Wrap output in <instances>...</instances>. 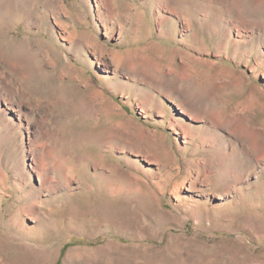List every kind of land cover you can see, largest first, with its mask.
I'll return each instance as SVG.
<instances>
[{
    "label": "rangeland",
    "instance_id": "rangeland-1",
    "mask_svg": "<svg viewBox=\"0 0 264 264\" xmlns=\"http://www.w3.org/2000/svg\"><path fill=\"white\" fill-rule=\"evenodd\" d=\"M0 264H264V0H0Z\"/></svg>",
    "mask_w": 264,
    "mask_h": 264
},
{
    "label": "bare ground",
    "instance_id": "bare-ground-1",
    "mask_svg": "<svg viewBox=\"0 0 264 264\" xmlns=\"http://www.w3.org/2000/svg\"><path fill=\"white\" fill-rule=\"evenodd\" d=\"M116 57V56H115Z\"/></svg>",
    "mask_w": 264,
    "mask_h": 264
}]
</instances>
